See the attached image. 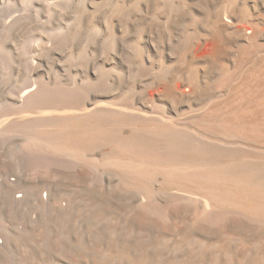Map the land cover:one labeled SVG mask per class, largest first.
Masks as SVG:
<instances>
[{"label": "bare ground", "instance_id": "obj_1", "mask_svg": "<svg viewBox=\"0 0 264 264\" xmlns=\"http://www.w3.org/2000/svg\"><path fill=\"white\" fill-rule=\"evenodd\" d=\"M84 11L2 26L0 264H264V0Z\"/></svg>", "mask_w": 264, "mask_h": 264}, {"label": "rangeland", "instance_id": "obj_2", "mask_svg": "<svg viewBox=\"0 0 264 264\" xmlns=\"http://www.w3.org/2000/svg\"><path fill=\"white\" fill-rule=\"evenodd\" d=\"M65 1L68 3H66ZM111 1L112 3L109 1H105L104 3L102 2V0H96L95 2L93 0L92 1L87 0V2L86 0L85 1L84 0H56V1L55 0L54 1L53 0L52 1L51 0H0V45H2L3 41L6 40V36L2 33L3 30L2 26L4 22H6L8 18L11 16L15 18L16 23L18 22V24H17V30L15 32L16 37L11 39V41H8L9 46L11 48L13 47L16 49V47L19 45L20 46L27 45L26 46L27 48L29 49L33 48L34 50L33 49L31 50L35 53H38V52H42L44 48L45 49L50 48L51 45L58 40H62V39L71 40L70 37L73 38V36H70L71 34L70 31H71V27L73 26V23L75 22L74 20L77 19L78 15L80 16L81 14H83L85 12L84 10L87 9L91 11L93 9H97V11H100L102 8L107 10L110 4H115L116 2L121 3L123 0H111ZM47 2H49V4ZM99 2L100 5L98 6ZM51 3H53V6L56 3L57 4L54 7H52L50 5ZM47 5H50L52 8H50V6ZM75 15L77 16L75 17ZM97 24L98 23H96V25ZM99 26H100V20H99ZM36 46H38V48ZM11 48H6L7 50L4 49L5 50L3 51L4 53L0 50V95L4 91L9 90L14 85L13 81L12 80L10 81L7 78H5L3 74L5 73L4 67L6 65L5 60L3 59L11 50ZM59 51H57V54L54 56L55 58L58 57L57 59L55 60L51 58L44 59L45 66L43 68V71H49L50 69L51 71H54L57 70L56 67L61 69L63 68L62 65L65 58L60 59L61 57L59 58V56H57V55H61ZM65 178L75 183L80 181L74 176L73 172L72 173L67 172ZM72 186H76V185L74 184Z\"/></svg>", "mask_w": 264, "mask_h": 264}]
</instances>
